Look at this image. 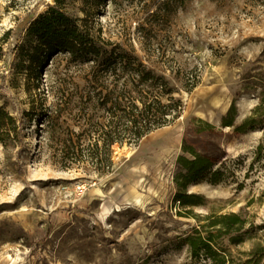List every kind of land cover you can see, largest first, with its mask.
<instances>
[{
    "label": "rangeland",
    "instance_id": "374dc122",
    "mask_svg": "<svg viewBox=\"0 0 264 264\" xmlns=\"http://www.w3.org/2000/svg\"><path fill=\"white\" fill-rule=\"evenodd\" d=\"M55 0H0V106L16 119L0 138V264H209L181 236L196 226L174 200L184 142L222 169V180L191 183L195 213H241L263 225L228 247L240 257L264 241V126H221L233 101L236 125L250 116L264 84V0H66L94 36L135 50L179 89L181 116L138 144L115 145L111 172L62 168L55 146L68 124L46 119L57 81L76 64L62 54L40 70L20 66L27 20ZM84 10H87L86 14ZM197 70L199 85L180 90L170 66ZM78 73V72H77ZM55 83L54 87L52 85ZM211 124V126H209ZM189 156V155H188Z\"/></svg>",
    "mask_w": 264,
    "mask_h": 264
},
{
    "label": "trees",
    "instance_id": "16d2710c",
    "mask_svg": "<svg viewBox=\"0 0 264 264\" xmlns=\"http://www.w3.org/2000/svg\"><path fill=\"white\" fill-rule=\"evenodd\" d=\"M65 7L66 0H55L48 9L27 20L26 34L17 45L20 66L37 73L47 59L59 54L76 64L74 72H67L57 81L53 114L46 115L51 126L62 117L66 123L73 122L58 139L56 155L64 169L91 165L97 171L111 172L114 146L136 145L151 132L175 122L183 112V100L176 96L179 89L169 78L135 50L98 40L84 23L85 17L71 15ZM170 69L181 77L180 90L187 93L201 81L196 69L181 73L174 64ZM261 87L260 101L250 116L236 125L238 109L233 101L221 117V126H235L241 132L263 127L264 84ZM15 125L14 116L0 106V138L4 145V132L10 137L16 131ZM183 151L177 159L174 200L185 208L177 214L192 215L198 223L181 236L191 254L209 264H264V241L254 242L239 258L226 244L243 243L246 234L253 237L263 225L250 223L246 228L247 220L238 212L202 215L188 208L201 203L200 196L189 192L188 186L202 180L217 184L223 172L186 141Z\"/></svg>",
    "mask_w": 264,
    "mask_h": 264
}]
</instances>
